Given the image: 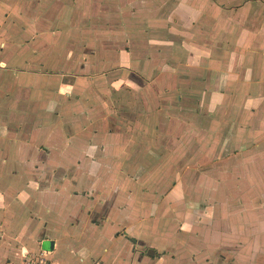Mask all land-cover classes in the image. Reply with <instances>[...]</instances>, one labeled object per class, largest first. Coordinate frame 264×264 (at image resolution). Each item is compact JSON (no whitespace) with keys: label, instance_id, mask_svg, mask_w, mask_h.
<instances>
[{"label":"crops","instance_id":"obj_1","mask_svg":"<svg viewBox=\"0 0 264 264\" xmlns=\"http://www.w3.org/2000/svg\"><path fill=\"white\" fill-rule=\"evenodd\" d=\"M247 4L0 0V264H264Z\"/></svg>","mask_w":264,"mask_h":264},{"label":"rangeland","instance_id":"obj_2","mask_svg":"<svg viewBox=\"0 0 264 264\" xmlns=\"http://www.w3.org/2000/svg\"><path fill=\"white\" fill-rule=\"evenodd\" d=\"M239 2L240 3L248 2L246 7L248 8V12L250 11V15L245 17L244 18L245 20H242L243 23L241 22V25L243 27H245L249 32H252L254 35L253 39H252L253 41L251 42V44L249 43L250 48H248V51L254 50L255 48H253V45H255V44H257V46H260V43H262V47H264V27L262 28L263 30H261V32L255 31V28H257V26H255V25L264 24V0H249V1L237 0V3H239ZM74 13H76V16H77L76 19H78L80 16H79V10L77 8H76V11ZM72 18H73L72 16L68 17L69 23H68L67 27H69L73 31H78V30H76L77 28L76 29L74 28L75 24L71 22ZM235 19L239 20V18L237 16L235 17ZM237 20H236V22H237ZM63 28L66 29L65 26H63ZM69 28H67L65 30V34H67V31L69 30ZM16 34H18V35H16ZM20 34L22 35V37H28L32 33L26 29V31L20 32ZM21 35H19V33H16L15 30L10 31L8 34V36L11 39H17V37L21 36ZM83 36L85 38H87V36H85L84 34H83ZM83 36H81V37H83ZM53 37L54 36L50 35L49 39H53ZM224 45L226 46V43ZM236 45L241 46L242 41L240 40ZM257 50H260V49H258V47H257ZM228 51L229 50H227V52ZM248 51H247L248 54H252V52H248ZM221 54H223V53H221ZM263 54H264V52H263ZM261 79L264 81V74L262 75ZM100 88H102V87L97 85L96 90L98 92H100L102 94V96H105L107 98V100H108L107 109H109V110H107L108 113H104V114L101 113V115H104L106 117V120H108V121L112 120L114 118L113 116H115V115H117L116 117L120 118L119 112L121 111V109H123L122 107H120L121 101H116V98L114 97V93L111 92V90L115 89V84H114V86H112V84L110 85V82H109L106 85V90H108L107 93L104 90H100ZM263 90H264V87H263ZM97 103H98V100H97ZM128 103H130V102H128ZM124 105H126L125 102H124ZM130 107L132 108V105H130ZM128 112H130V111H127V113ZM123 117L127 118L129 120H132V118H133L131 113L125 114ZM261 128L264 129V119L262 121H257L255 123L253 122V124H250L247 126V129L251 133L252 132L257 133L261 130ZM229 130H230V128L224 125L220 131L223 134V136H226V135H228ZM241 148H242V151L246 152V154L250 153L253 159L261 158V161H258V162H261V164L263 165L262 167L264 168V137L261 140L250 138L249 141L245 145L241 146ZM153 162H155V160H153ZM157 162L158 161L156 160V163ZM262 173L264 174V169H263ZM167 177H170V175H168ZM255 180L260 183V185L262 186V190L260 191L258 188V189H256V191L251 193V199L257 200L261 203H264V175L255 177ZM231 195L233 197H237L240 194H237V192H234L233 190H231ZM241 199H243V198H241ZM256 217H259V216L256 215ZM51 219H55V218L52 217ZM50 241H52V240H50ZM48 246L50 247V242H49Z\"/></svg>","mask_w":264,"mask_h":264},{"label":"built area","instance_id":"obj_3","mask_svg":"<svg viewBox=\"0 0 264 264\" xmlns=\"http://www.w3.org/2000/svg\"><path fill=\"white\" fill-rule=\"evenodd\" d=\"M18 264H50L46 259V251L40 250L35 257L25 256Z\"/></svg>","mask_w":264,"mask_h":264},{"label":"water","instance_id":"obj_4","mask_svg":"<svg viewBox=\"0 0 264 264\" xmlns=\"http://www.w3.org/2000/svg\"><path fill=\"white\" fill-rule=\"evenodd\" d=\"M49 242H50V247L52 246V243H53V241H45V243H47L48 245H49ZM150 251H151V249H150ZM148 254H151V252L150 253H148Z\"/></svg>","mask_w":264,"mask_h":264}]
</instances>
